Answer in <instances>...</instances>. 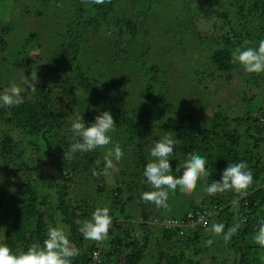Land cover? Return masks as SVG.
I'll list each match as a JSON object with an SVG mask.
<instances>
[{"label": "trees", "instance_id": "16d2710c", "mask_svg": "<svg viewBox=\"0 0 264 264\" xmlns=\"http://www.w3.org/2000/svg\"><path fill=\"white\" fill-rule=\"evenodd\" d=\"M35 1L42 7L35 12V18L44 20L49 14L50 18H56L57 13L52 9H59L65 13V29L57 34L61 44L57 56L47 65L49 82L40 83L32 100L12 107L0 105V169L7 174L30 172V166L27 165V171L23 163V156L29 149L37 158L34 163H42L41 155L45 154L47 163L60 167L61 175L57 179L61 183L39 174L35 179L26 177L18 183L16 191H11L0 181L2 244H6L13 254L26 251L33 243L42 244L48 227H57L55 218L59 217L67 227L69 239L80 249L81 254L73 264H93V253L98 252L101 264H140L152 244L151 238L157 236L156 227L150 221L161 220L159 213L165 210L140 199L142 192L152 190L145 182L143 171L153 159L151 147L162 139L166 129L177 140L169 157L171 174L182 175L189 153L204 157L209 173L207 178L200 179L204 187L200 205L192 202L189 211L180 212L178 218L167 219L183 220L189 213L211 212L208 224L224 223L225 231L234 222L243 220L245 223L231 241H224L225 251L231 255V264H262L264 246L257 244L254 237L264 224V164L254 154L264 144V106L250 112L251 117L230 118L215 114L210 124H201L193 114L186 113L185 108L177 111L171 99L167 79L172 73L167 70L168 64L162 63L172 58H159L158 64L150 67L144 62L136 65L133 59L128 61L129 50H133L134 44L142 49L145 46V55L141 58L146 59L149 43L147 40L140 42L147 37L157 39L159 45L170 41L173 46L169 52L180 47L187 49L188 42L196 43L204 52L201 49L203 37L195 27L189 6L196 2L198 8L205 7L201 9L202 14L210 18L215 13L216 26L228 31L227 36L221 38L223 43L210 42L207 51L214 45L210 65L218 73L232 76L241 67L231 62L232 51L244 47L245 41L249 42L247 46L256 47L257 41L264 39V0H111L102 5H89L84 0ZM120 11L129 13L122 18ZM177 18L187 20L194 32L179 26ZM142 28L147 30L141 32ZM11 30L8 26L0 27L5 34ZM253 30L257 33H252ZM102 34L108 37L104 38ZM36 37L30 34L24 39V46L31 48ZM0 43L6 45L2 38ZM101 43L110 49L112 59L98 55L94 46ZM85 46L88 47V60L83 65ZM89 54L97 60H90ZM121 55L124 57L120 58ZM22 62L25 64L26 61ZM120 66L123 72L116 71ZM75 92L78 95L75 96ZM104 111L110 112L116 122V131L109 133L112 143L104 149L78 152L73 159L65 161L63 153L73 142V134L68 131L71 121L79 115L88 125ZM17 132L25 138L26 144L16 140ZM116 144L124 155L116 165L117 170H109L113 171L116 180L114 189H110L107 175L95 177L92 170L104 169V156L108 148ZM241 161L246 162L253 173V184L246 196L239 198L234 192L209 196L204 192L208 185L221 179L229 163ZM177 167L180 172L175 171ZM177 197L169 192L168 205ZM233 199H239L238 209L232 207ZM126 205H140V214L134 216L126 212ZM98 206L108 207L112 216L108 237L102 243L84 240L75 223L77 219H90ZM195 228L196 233L184 229L182 236L179 231L160 230L159 239L163 243L159 239L156 242L159 251L155 264H195L184 252L188 246L196 247L203 242L204 226ZM135 231L143 236L142 243L139 237L132 236ZM170 244L181 247L178 255L165 252L164 246ZM213 264H228V259H214Z\"/></svg>", "mask_w": 264, "mask_h": 264}, {"label": "rangeland", "instance_id": "374dc122", "mask_svg": "<svg viewBox=\"0 0 264 264\" xmlns=\"http://www.w3.org/2000/svg\"><path fill=\"white\" fill-rule=\"evenodd\" d=\"M189 6L192 10V20L196 25L195 27L203 37V46L201 49L204 50V52L200 51L196 43L194 45V42H188L187 49L180 47L169 52V49L173 46L169 44L170 41L168 43L167 40V44L159 45L157 39H150L147 37L140 42L146 43L147 40L149 43L148 45L150 48L146 53V59L141 58L142 55H145V46L142 49L140 46L135 47L136 44H134V46L131 47L133 50H129L130 56L128 55V62L130 63V60L132 61L133 59V64L136 62V65H138L144 62V64L150 67L152 64H158L157 60L159 58H172L173 60L166 59V61L162 63L168 64L166 66L167 70L169 73H172V77L169 76L167 79L170 81L169 89L171 99L174 101L177 111L181 112L183 108H185L184 111L193 114L198 121H201V124H210L215 114L230 118H246L247 115L251 117L250 112H254L264 106V73L249 74L245 72L243 68L241 69V67L237 69L232 76L218 73L215 68L210 65L211 50L214 45L209 49L210 52L207 51V46L209 45L210 48V42L213 43V41L222 42L223 40L221 38L227 36L226 34H228V31L226 28H219V26H216L217 16L215 13L209 18L201 13V9L205 7L202 6L198 8V3L196 2ZM40 9H42L40 3L35 0H0V27L8 26L12 29L8 34L0 31V39L2 38V40L6 42V45L0 43V93H3L5 89L10 88L13 84L20 86L22 89H26L25 80L31 85L36 84L35 86L37 89L42 81L44 84L49 82L47 65H49L51 59L57 56V49L61 44L57 34L64 32V21L66 17L65 13H62L59 9L53 8L52 10L57 13L56 18H53V16L50 18L51 14L44 20L35 18V12ZM45 9H47V7ZM47 10H49V8ZM122 12L124 13L125 11H120L119 13V17L122 18H124L125 15L127 16L126 13H129V11L124 14H122ZM59 19L63 20L60 21ZM176 21L182 28H186L187 31L191 33L194 32V27H191L187 20L177 18ZM225 24L230 27L228 23H224V25ZM146 30L147 28H142L141 32ZM54 32L57 33L54 34ZM252 33H257V31L253 30ZM30 34L37 35L31 48L24 46V39ZM155 36L158 37L157 34ZM210 36L215 39L213 40ZM102 37L106 38L108 36L102 34ZM38 44L40 46H38ZM32 47L34 49L31 52ZM164 47H166V49ZM87 48L88 47L85 46L83 50V65L87 64L88 60L86 56ZM94 49L99 56L103 55L106 60L112 59L113 54L106 44H98L94 46ZM107 49L110 52H108ZM160 54L162 56H160ZM88 57L90 60H93V62L97 60L92 54H89ZM122 57L124 56L121 55L120 58ZM24 60L26 61L25 64L22 62ZM116 69L117 72L122 70L121 66L116 67ZM121 72H123V70ZM36 75L37 80L35 79ZM256 77H258L257 80H255ZM36 92L37 91L31 92L25 90L22 93L23 102L34 99ZM122 98L124 99V97ZM2 130L5 131L6 129L2 127ZM164 132H166V129ZM18 135L19 132L15 135L16 140L24 141L26 144L25 138L22 137L21 134ZM20 150H22V148H20ZM25 153L26 156H23L24 168L27 171V165L31 168L30 172L26 171L28 174L22 175L23 173L18 174L16 172L7 174L4 170L0 169V181L7 185L8 190L16 191L19 182L22 180L24 181L26 177L28 179H35L39 174H43L47 179H52L54 182H60V180L57 179V177L61 175L59 170L60 167L57 164L51 165L47 163V155H41L43 160L42 163L37 161L34 163L37 158L34 154H31V150L28 149ZM254 155L264 164V144L259 147L257 153ZM114 181L116 180L113 178V171H109L106 182L110 189H114ZM202 188L204 187H202L199 180L196 190L190 196L184 195L177 190L178 192L175 194L178 197L169 205V207H172V210L171 207L170 210L165 209L164 212L159 213V216H161L162 219L178 218L180 212L185 213L191 209L190 203L193 202L192 204L195 203L197 206L200 205L204 197L202 195ZM125 207L126 212L129 211V213L131 212L134 216L140 214V205H126ZM55 219L57 221V226L63 227L67 233V227L61 223L60 218L57 217ZM137 219L141 222V219ZM159 220L160 218L150 221V224L156 227L155 233H157V236L155 239L151 238L152 244L146 252V258L140 264H155V259L159 251L156 247V242L159 239L160 230H163V227L159 224ZM213 223L214 222L209 223V227ZM3 225V216L2 213H0V244H2L4 235ZM191 229L194 230L192 232L196 233L195 227ZM132 233L133 237H139L141 243L143 242V236L138 234V231ZM203 234L205 235L202 240L203 242L196 245V247L188 246L184 250L187 259H191L195 264H213L214 259L221 261L223 258H227L228 264H231L232 258L231 255L225 251L223 238L221 236L214 237L211 233L206 231V229L203 231ZM208 239L214 240L211 246H206V241ZM159 241L163 243L160 239ZM164 248L166 249L165 252L170 255H174V253L178 255L181 249L179 245L172 244L166 245ZM165 263L166 262H164V264ZM262 264H264V255L262 256Z\"/></svg>", "mask_w": 264, "mask_h": 264}, {"label": "clouds", "instance_id": "9594fccd", "mask_svg": "<svg viewBox=\"0 0 264 264\" xmlns=\"http://www.w3.org/2000/svg\"><path fill=\"white\" fill-rule=\"evenodd\" d=\"M89 5H102L110 3L111 0H84ZM249 42L245 41L244 47H237L231 53V62L240 65L243 70L249 74L264 73V39L258 42L256 47L247 46ZM37 80V75L35 76ZM27 86L22 89L20 86L13 84L0 93V105L12 107L23 102L22 93L27 90L37 91L36 84L31 85L27 80L24 81ZM78 95L75 92V96ZM116 122L113 115L104 111L95 117L93 123L86 125L83 116L77 115L68 129L73 134V142L69 150L63 153L64 160H71L76 153H87L96 149L107 148L112 143L109 133L116 131ZM177 143L172 136V132H164L162 139L154 142L150 149V160L144 168L143 176L145 182L150 185V191L141 193L140 199L148 204H154L157 208L169 207V192L176 193L177 190L190 196L197 187L201 178H207L209 173L206 169V159L198 154L189 153L183 164L182 175L176 177L172 175V166L169 157L173 154L174 147ZM121 147L116 144L108 148L104 156V169L102 171L92 170V175L99 177L107 175L109 170H117V163L123 158ZM176 172H180L177 167ZM253 184V173L246 162L229 163L223 170L221 179L214 181L205 188L209 196L234 192L239 198L247 195L248 189ZM233 208H239V199L231 201ZM165 219L159 220L162 222ZM179 220V219H177ZM201 222L209 233L214 237L222 236L225 242H230L232 237L243 226L245 221L239 220L227 227L225 231L224 223H213L209 227L208 220L205 216L199 217ZM75 223L79 226L78 231L84 240L96 243H102L107 239L109 230L112 226V216L108 207H96L92 212L90 219L83 221L77 219ZM164 229V228H163ZM255 242L264 246V224L258 229L254 237ZM213 239L206 241V246L213 244ZM78 249L69 239L68 234L61 226H49L47 237L41 243L31 244L26 251H20L13 254L12 250L6 244H0V264H73V260L80 255ZM97 253H93V259Z\"/></svg>", "mask_w": 264, "mask_h": 264}, {"label": "built area", "instance_id": "2783aa9c", "mask_svg": "<svg viewBox=\"0 0 264 264\" xmlns=\"http://www.w3.org/2000/svg\"><path fill=\"white\" fill-rule=\"evenodd\" d=\"M205 216V218L209 221L212 217L211 212H199V213H189L187 217L183 220H177V219H165L162 222H159V224L167 231H179L180 235L184 234V229L186 228H193L198 226H203L201 222H199L200 216ZM99 252L97 253V257L93 259V264H101Z\"/></svg>", "mask_w": 264, "mask_h": 264}]
</instances>
